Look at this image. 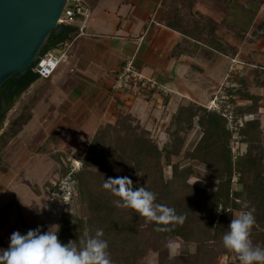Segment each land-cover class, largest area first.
I'll list each match as a JSON object with an SVG mask.
<instances>
[{
  "label": "trees",
  "instance_id": "obj_1",
  "mask_svg": "<svg viewBox=\"0 0 264 264\" xmlns=\"http://www.w3.org/2000/svg\"><path fill=\"white\" fill-rule=\"evenodd\" d=\"M220 1L227 7V21H217L193 10V1L172 0V17L167 23L170 27L192 32L187 35L234 57L243 43H255L264 38V20H256L264 0ZM185 8L189 10L187 13ZM62 26L60 35H49L39 55L75 31L71 25ZM34 66L9 78L0 95L5 94L7 100L14 102L40 77L33 70ZM251 72L254 75H250ZM230 79L236 84L231 91L240 99L251 100L247 105L235 104L234 113L253 115L236 131L228 126L222 112L197 102L178 106L166 128L164 142L130 113L120 114L114 123L101 126L74 156L82 162L81 167L72 170L67 164L63 170V176L72 171L78 213L72 212L73 204L62 208L57 224L59 240L78 244L86 231L94 235L96 229L101 228L113 264H140L155 245L158 246L157 264H240L238 256L223 247L222 236L235 215L254 209L256 223L251 240L254 245L264 247V126L258 105L262 96L250 91L252 83L264 85V70L246 65ZM32 110L33 102L25 103L0 134V160L10 142L31 119ZM4 120L0 102V128ZM195 126L201 130V136L188 151L186 141ZM236 132L246 143L245 152L237 156L230 146ZM62 137L61 132L56 131L46 144H58ZM46 146L42 148L44 153H50L59 164H65L61 151H51ZM186 159L206 164L207 177L216 183L214 190L189 182L191 177H198L199 172L191 165L182 167L181 161ZM166 168H169V175H166ZM117 177H128L134 188L143 186L156 193V202L174 208L178 215L185 217L184 222L169 226L170 231H156L155 223H146L134 210L117 207L114 201L118 198L102 187L105 180ZM57 182L51 184L49 195L56 190ZM244 203L249 204V209L243 207ZM18 208L17 199L13 197L0 209V228ZM221 208L223 210L218 211ZM174 240L192 243L195 250L171 254ZM8 246L0 233V249Z\"/></svg>",
  "mask_w": 264,
  "mask_h": 264
},
{
  "label": "crops",
  "instance_id": "obj_2",
  "mask_svg": "<svg viewBox=\"0 0 264 264\" xmlns=\"http://www.w3.org/2000/svg\"><path fill=\"white\" fill-rule=\"evenodd\" d=\"M86 1L91 7L87 34H79L82 21L77 17L68 24L75 31L49 49L67 48L68 60L50 77H39L19 101L8 106L15 114L6 128L25 103L33 102L31 119L10 142L0 160V209L13 197L19 207L0 228L8 243L9 232L24 233L30 227L16 191L21 175L30 176L31 170L41 162L55 161L59 165L50 153H44V146L51 151L75 150L90 142L101 126L114 123L124 113L132 114L164 142L166 128L178 106L189 102L207 106L223 86L228 94L235 96L231 91L236 86L230 79L233 74L246 65L264 70V38L243 43L239 52L229 57L187 35L192 32L170 27L167 22L172 17V0ZM192 1L193 10L217 21H227V7L222 1L185 0ZM256 20H264V5ZM234 59L241 61V65L234 63ZM128 62L164 89L140 93L115 91L112 84ZM252 84L251 93L264 95L263 84ZM236 103L247 105L251 100L239 98ZM247 116L252 114L242 117ZM56 131L61 132L62 139L58 144H46ZM15 214L21 215L22 229L16 225ZM37 228L49 229L43 220L36 223L34 229Z\"/></svg>",
  "mask_w": 264,
  "mask_h": 264
},
{
  "label": "clouds",
  "instance_id": "obj_3",
  "mask_svg": "<svg viewBox=\"0 0 264 264\" xmlns=\"http://www.w3.org/2000/svg\"><path fill=\"white\" fill-rule=\"evenodd\" d=\"M102 187L118 198L114 201L117 207L134 210L146 223H155L156 231H170L169 226L184 222L185 217L174 208L156 202V193L143 186L134 188L128 177L108 178ZM243 207L249 209V204L244 203ZM253 213L254 209L240 211L222 236L223 247L234 252L240 264H264V247L254 245L251 240L256 223ZM58 230V226H53L47 232H41L40 228L26 234L13 232L9 246L0 249V264H113L103 229L97 228L94 235L86 231L78 244L62 243Z\"/></svg>",
  "mask_w": 264,
  "mask_h": 264
},
{
  "label": "rangeland",
  "instance_id": "obj_4",
  "mask_svg": "<svg viewBox=\"0 0 264 264\" xmlns=\"http://www.w3.org/2000/svg\"><path fill=\"white\" fill-rule=\"evenodd\" d=\"M241 65V64H240ZM239 76V75H238ZM236 87H234L235 89ZM233 94L234 99L230 98L228 101L232 104V108L234 109L237 99H239L238 95H236L234 92ZM23 94L19 96L16 101L20 100L22 98ZM262 99H264V95H262ZM232 100V102H231ZM15 101V102H16ZM258 105L262 108L261 110V118L262 123L264 126V100L263 102L259 101ZM210 109V108H209ZM213 110V109H212ZM234 112V111H233ZM15 114V111H13L11 108L6 112L5 114V120L3 121L2 127L0 129V132L3 131L6 128L7 122L10 120V118ZM235 114V113H234ZM236 124L231 125L232 128L238 130L241 126H243V123L246 120L252 119V116H247L248 119H244L242 116L236 115ZM229 124V123H228ZM228 125V126H230ZM230 126V127H231ZM237 127V128H236ZM157 134L154 133V136ZM201 136V130L198 126H195L188 135V139L186 141L185 149L188 151H191L195 144L197 143L198 139ZM167 139V137H165ZM230 146L233 151V155L237 156L241 153H244L246 150V143H243L241 141L240 136L236 132L234 136H232V139L230 141ZM82 146L76 148L75 150H66L61 151L63 154L62 158L65 161V164H59L56 165L55 161H50L49 163L41 162L37 164L30 172V176L28 174L23 173L21 175V180L18 184V189L16 190L19 194V203L25 213V218L30 225V227L21 234H26L29 230H35V225L38 221H45L48 224V227L57 226L60 213L62 211V206L58 202L50 201L49 198V188H51V184L58 181L61 177H63L62 173L63 170L66 168V165L69 164L71 166V163L74 159H76L74 156L77 154L78 150L81 149ZM176 159V158H175ZM191 165L194 167L198 172V177H191L189 179V182L192 184L202 186L209 189H215L216 183L215 181L211 180L206 175V164L202 163L200 161H191L189 159L181 161V166H187ZM166 175H169L170 171L169 168H166L165 170ZM25 174V175H24ZM34 180V181H32ZM234 185L237 186V177L234 178ZM39 193L40 195H38ZM9 203V202H8ZM76 203V200L73 202V208H71L72 212L78 213V206ZM16 216V214H15ZM21 215L18 214L16 216V225H18V229H22V226L20 224ZM49 229H43L41 232H47ZM12 235L11 232L6 235L7 239L10 240V236ZM157 248L158 246L155 245L150 248V254L142 260L140 264H157ZM195 250V245L188 242H183L179 240H174L171 243L170 252L171 254L176 253H188Z\"/></svg>",
  "mask_w": 264,
  "mask_h": 264
},
{
  "label": "water",
  "instance_id": "obj_5",
  "mask_svg": "<svg viewBox=\"0 0 264 264\" xmlns=\"http://www.w3.org/2000/svg\"><path fill=\"white\" fill-rule=\"evenodd\" d=\"M66 2L0 0V90L9 78L36 63L51 33L61 34L63 26L58 20ZM0 102L1 113L6 114L10 101L1 94Z\"/></svg>",
  "mask_w": 264,
  "mask_h": 264
},
{
  "label": "built area",
  "instance_id": "obj_6",
  "mask_svg": "<svg viewBox=\"0 0 264 264\" xmlns=\"http://www.w3.org/2000/svg\"><path fill=\"white\" fill-rule=\"evenodd\" d=\"M91 16V7L86 0H67L63 12L58 20L60 24H69L75 20V18L80 17L82 24L79 27V34H87L86 22ZM69 58L67 48L64 50H49L43 55H39L34 71L39 74L42 78L50 77L58 66L67 61ZM236 64H241V61L233 60ZM112 88L115 91H129L133 93H140L142 90H152V89H164L162 86L144 76L141 72L135 69L132 62H128L123 70L115 78ZM234 98L226 91V87H221L217 94L209 101L207 104L208 108L220 111L227 118L229 125H235L236 118L232 104L229 103V99ZM247 119V117H244ZM230 125V126H231ZM233 127V126H231ZM82 162L78 159H74L71 163L72 170L80 168ZM76 183L72 177V171L67 175L61 177L57 182L56 190L49 195V200L58 202L63 207H70L73 204L74 198L76 196Z\"/></svg>",
  "mask_w": 264,
  "mask_h": 264
},
{
  "label": "flooded vegetation",
  "instance_id": "obj_7",
  "mask_svg": "<svg viewBox=\"0 0 264 264\" xmlns=\"http://www.w3.org/2000/svg\"><path fill=\"white\" fill-rule=\"evenodd\" d=\"M3 96H4V98H6V97H5V94H3Z\"/></svg>",
  "mask_w": 264,
  "mask_h": 264
}]
</instances>
